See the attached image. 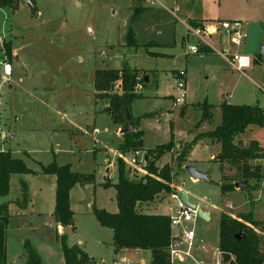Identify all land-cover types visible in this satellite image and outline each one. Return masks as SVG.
Masks as SVG:
<instances>
[{
    "label": "rangeland",
    "instance_id": "374dc122",
    "mask_svg": "<svg viewBox=\"0 0 264 264\" xmlns=\"http://www.w3.org/2000/svg\"><path fill=\"white\" fill-rule=\"evenodd\" d=\"M141 1L145 8L136 21L131 17L137 0H32L15 7H0V46L2 41L10 42L15 50L10 60L11 76L6 79L0 75V151L9 150L33 171L12 176L9 200L20 195L19 181L24 180L29 202L24 210L12 202L8 205V264H23L25 241L38 252L42 264H64L59 240L62 232L48 213L54 175L41 172V167L51 162L69 164L72 171L94 175L93 182L77 183L70 190L75 228L63 230L67 244H78L90 257L83 264L150 262V251L146 249L114 253L111 229L101 226L92 212V206L108 211L115 203L114 189L102 183L117 181L116 158L120 155L115 150L116 125L106 107L107 99L94 92V71L117 69L123 64L140 69L148 78L144 86L136 87L141 96L130 107L133 117L154 114L141 120L143 145L167 142L173 120L172 136L181 144L175 145L173 140L175 150L163 161L170 162L172 184L178 191H184L195 207L209 213L207 218L196 215L188 224L194 239L185 263L219 262L221 213L233 217L245 213L251 227L264 239V179L257 184L250 181V186L240 191L222 192L221 163L215 160L219 145L201 140L191 146L181 167L174 160L182 146L194 139L195 128L203 122H199L201 103L211 105L209 129L221 121L219 106L223 102L264 106V0H159L163 5ZM175 7L180 9L178 16L183 20L193 16L242 20L247 37L238 50L251 58L252 66L239 71L215 53L186 55L184 25L169 12ZM130 27L134 46L126 45ZM181 69L186 70V108H182L184 103L171 105L178 95L175 76ZM113 91L121 92L119 81ZM166 112L170 115L164 117ZM94 129L98 131L94 133ZM257 131L244 133L262 141L264 128ZM132 156L131 151L122 154L126 165ZM257 159L264 165V155ZM187 165L208 173V180L192 179L185 170ZM222 166L224 173H236L234 166ZM132 173L130 170L129 175ZM177 201L171 194L161 192L150 203L157 212H168L167 207ZM30 209L40 212L32 214ZM173 230L178 233L181 227ZM172 264L184 263L177 260Z\"/></svg>",
    "mask_w": 264,
    "mask_h": 264
},
{
    "label": "trees",
    "instance_id": "16d2710c",
    "mask_svg": "<svg viewBox=\"0 0 264 264\" xmlns=\"http://www.w3.org/2000/svg\"><path fill=\"white\" fill-rule=\"evenodd\" d=\"M32 2V0H31ZM141 0H137L134 6L131 21L139 18L143 9ZM19 0H0V7L18 5ZM126 45H136L131 27L126 34ZM202 52H210L209 49L200 48ZM12 58L10 42L3 41L0 47V59L10 61ZM145 74L136 67L123 64L117 69H96L94 71L93 86L97 96L99 93L108 102V111L115 125L124 127L126 116L129 117L131 130L123 132L117 144L119 156L116 158L117 181L115 183L104 182V187L112 186L115 190L116 212H109L103 208L92 206V212L98 223L112 231V244L114 252L122 249H146L150 251L148 264H172L169 257V246L172 241L170 216L167 214H147L137 210L140 202L152 201L159 193L166 192L177 194L172 187L174 175L172 166L164 163L159 166L156 162L165 154L170 153L174 147L172 128L170 124V139L166 143L157 144L145 149L147 163L145 173L138 175L133 172L129 175V167L125 164L122 154L134 150H143V132L137 129L141 118L133 117L130 112L131 103L141 95L136 87L144 83ZM119 81L121 92H114L115 82ZM200 121L212 119L211 105L207 102L200 104ZM221 121L212 130L200 132L191 142H186L175 156V162L181 167L185 161L191 146L195 141L206 138L220 144L218 161L221 162L222 176L219 180L222 192L234 189L236 182L254 181L257 184L264 179V165L252 163L253 159L264 155V143L260 146L252 140L247 146H240L234 142L237 135L243 133L250 126H263L264 107L258 104H220ZM226 162L236 168V173L228 175L224 173ZM44 174H52L55 177L54 207L52 215L56 223L62 227L74 226V213L70 208L69 193L77 183L85 184L93 182L91 173H78L70 169L69 164L58 165L51 162L41 167ZM33 171L26 166L21 158L14 157L9 150L0 151V198H7L12 189V176L14 174H28ZM255 187V185H254ZM19 196L11 200L0 201V264H7L5 236L8 222L11 216L8 205L12 202L18 209L24 210L28 206V186L24 180L19 181ZM247 215H238L237 218L227 213H221L218 228V248L222 261L233 257L234 264H264V239L261 240L258 233L251 225ZM60 246L64 264H83L90 261L87 253L78 245H68L66 234L59 235ZM26 257L23 264H42L38 252L27 242H24Z\"/></svg>",
    "mask_w": 264,
    "mask_h": 264
},
{
    "label": "built area",
    "instance_id": "2783aa9c",
    "mask_svg": "<svg viewBox=\"0 0 264 264\" xmlns=\"http://www.w3.org/2000/svg\"><path fill=\"white\" fill-rule=\"evenodd\" d=\"M150 5L156 3L161 4L158 0H147ZM178 7H175L169 12L178 19ZM185 40H184V50L186 55H194L202 53L200 49H209L211 53L218 54L224 57L230 62V64L239 71H244L251 66V58L241 53L238 50V45L245 41L247 33L245 31L244 23L240 19H220V20H210L204 21L201 25L192 26L185 24ZM236 46V48H234ZM0 65L2 67L3 78L8 79L11 75V65L10 63L2 59L0 60ZM176 89L178 95L174 98L173 105L182 104L184 102L185 93V71L179 70L176 76ZM94 133L98 130L94 129ZM133 156L129 163H127L129 169L132 172H142L145 173V165L147 159L144 150H134L132 151ZM124 160V159H123ZM177 194H171V198L176 199ZM196 207H190L179 202L178 209L175 213L170 216V226L171 230L179 226L181 231L179 235H176L177 240L173 239L169 246V257L171 263L174 261H182L185 258L190 257L189 248L191 247L192 240L194 239L193 228H189L188 224L191 223L196 216ZM181 244H186V249L181 248ZM219 262L216 264H234L232 263L233 257L231 256L229 260L223 262L221 258V253L219 251ZM113 264H120L119 262H114Z\"/></svg>",
    "mask_w": 264,
    "mask_h": 264
},
{
    "label": "crops",
    "instance_id": "0c3cea01",
    "mask_svg": "<svg viewBox=\"0 0 264 264\" xmlns=\"http://www.w3.org/2000/svg\"><path fill=\"white\" fill-rule=\"evenodd\" d=\"M31 1V0H30ZM159 1V0H158ZM160 2V1H159ZM141 4L143 3V1H141L140 2ZM161 3V2H160ZM20 4V3H19ZM161 5H163L162 3H161ZM165 7V6H164ZM143 8H145V5H144V7ZM166 8V7H165ZM173 9V8H172ZM169 10H171V9H169ZM179 11H180V9H179ZM177 15H178V13H177ZM178 18H179V20L178 19H175V20H177V21H179L180 23H182L183 25H184V30H185V24H189V25H192V26H197V25H201V23L202 22H204V21H210V20H220V19H227V18H210L209 16H206V17H198V16H193V17H190V18H188L187 20H183L182 18H180L179 16H178ZM234 19V18H233ZM185 35V34H184ZM184 35H183V37H182V41H183V45H184V40H185V37H184ZM3 42V41H2ZM1 46H2V43H1ZM0 46V47H1ZM11 53H12V56L15 54V50L14 49H11ZM207 53H211V52H207ZM198 54H206V52H202V53H198ZM194 55H197V54H194ZM0 60H2V59H0ZM9 63H11L10 61H8ZM12 65V64H11ZM251 66H252V64H251ZM181 70H184L185 71V73H186V70L185 69H181ZM177 73H178V71H177ZM176 73V74H177ZM11 74H12V67H11ZM0 75L2 76V77H4L3 76V72H2V67H1V65H0ZM11 76V75H10ZM9 76V77H10ZM177 76V75H176ZM175 76V77H176ZM8 77V78H9ZM145 77H146V80H145ZM144 77V81H147L148 82V78H147V76H145ZM185 79H186V77H185ZM186 81V80H185ZM142 86H144V83L142 84V85H138L137 87H139V88H141ZM185 87H186V83H185ZM136 91H137V93H139V89L138 88H136ZM140 94V93H139ZM173 101H174V97H173ZM173 101H172V106H173ZM184 102H185V99H184ZM183 102V103H184ZM132 104V103H131ZM106 107H108V102H107V105H106ZM185 107V103H184V105H183V107L182 108H184ZM261 107H264V106H261ZM186 108V107H185ZM170 109V108H169ZM168 111H172V108L170 109V110H168ZM180 112H181V108H180ZM155 113H158V112H155ZM172 113V112H171ZM146 115V114H145ZM158 115V114H157ZM168 115H170V112H166V113H163V116L164 117H167ZM154 116V114H152L151 112L149 113V114H147V117L145 116V119L146 118H152ZM143 118H141L140 119V121H139V123H138V125H137V129L138 130H141L142 132H143V130H142V128H141V120H142ZM170 121V120H169ZM211 121V120H210ZM210 121H203L202 123H200V125L197 127V128H195V132H197V134L198 133H200V132H204V131H208V130H212V129H214L216 126H214V128H211V129H209V128H207V124H209L210 125ZM171 122L173 123H169V125L171 124V127L172 126H174V122H173V120H171ZM260 128H264V124H263V126H250V127H248L244 132H248V130H249V132H250V134L252 133V132H255V134H256V132H258L257 131V129H260ZM121 127L119 126V125H116V129H115V132H114V134H115V136L117 137V144H118V142H119V140L121 139V135H122V132H121ZM173 129V128H172ZM256 130V131H255ZM169 132H170V128H169ZM241 133V134H239V135H237L236 136V138L234 139V142L236 143V144H238V145H240V146H247L248 145V143L250 142V141H252V140H254V141H256V142H258L259 143V145L261 146L263 143H264V139H262V141L261 140H258L257 138H254V137H252V138H248V135L249 134H247V133ZM248 132V133H249ZM142 139H143V135H142ZM169 139H170V135H169ZM144 140V139H143ZM174 140V139H173ZM204 141V142H206V143H210V144H215V145H219V150L217 151V153L215 154V160H217L218 161V154H219V152H220V144L219 143H215V142H212V141H210L209 139H206V138H202V139H199V141ZM169 141V140H168ZM167 141V142H168ZM174 142H175V145H178V144H181V143H179L178 141H176V140H174ZM164 143H166V142H164ZM157 144H161V143H156L155 145H157ZM154 145V146H155ZM182 145H183V143H182ZM154 146H152V147H154ZM179 146V145H178ZM152 147H147V146H144L143 145V150L145 151V149H148V148H152ZM115 150H117V146H116V148H115ZM173 150H175V147H173L172 148V150H171V152H173ZM118 151V150H117ZM170 152V153H171ZM170 153H167V154H165L164 156H162L156 163L159 165V163H170L169 161L167 162V161H163L164 160V158L167 156L168 158L170 157ZM217 155V156H216ZM186 159V158H185ZM219 162V161H218ZM252 163H254V164H256V163H259L258 162V159L256 158V159H253L252 161H251ZM219 163H221V162H219ZM224 163H226V162H224ZM262 163H264V161H262ZM108 178V177H107ZM194 180H196V179H194ZM109 180H106L105 182H108ZM237 183V182H236ZM103 184V183H102ZM54 185H55V177H54V179L52 180V187H53V194H52V197H51V199L49 200L48 199V201H49V203L51 202V205H52V207H51V209H50V211L48 212L49 214H51L52 215V211H53V207H54V191H55V187H54ZM249 185H250V182H249ZM171 186L172 187H175V189H176V191H178V188L176 187V186H174L173 184H171ZM112 187V186H111ZM246 187V186H245ZM245 187H242V188H236L235 186H234V189L233 190H231V192H236V191H240V189H246ZM113 188V187H112ZM114 189V188H113ZM70 194V193H69ZM187 195V198H188V194H186ZM114 196H115V190H114ZM4 199H10V196H8V198H4ZM3 198H0V201L1 200H4ZM154 200V199H153ZM69 201H70V199H69ZM188 201H189V198H188ZM150 202H152V201H148V202H140V203H138L137 204V206H136V208H137V210L138 211H140V212H142V213H147V214H157V213H160V214H166L167 213V215H171V214H173V213H175V211L178 209V204H179V201H177V203L175 204V205H172V206H169V207H167V211L168 212H157L156 211V208H152L151 206V203ZM190 202V201H189ZM191 203V202H190ZM12 204V203H11ZM111 208L108 210V211H112V212H116L117 211V206H116V201H115V203L114 204H112V206H110ZM71 208V207H70ZM152 209H154V210H152ZM9 210H10V207H9ZM73 211V210H72ZM30 212L32 213V214H36V213H39L40 212V210H33L32 211V209H30ZM207 212V217L209 216V213H208V211H206ZM239 212H242V211H239ZM20 214H23V213H20ZM227 214H229V215H231L232 217H233V214H230V213H227ZM242 214H245V213H242ZM242 214H237L236 215V217L235 218H237L238 217V215H242ZM253 214H255V213H253ZM53 216V215H52ZM263 216V215H262ZM264 217V216H263ZM54 218V217H53ZM9 223V222H8ZM57 224V223H56ZM248 225H250V223H247ZM57 226H58V230L60 231V232H62L63 233V230L65 229V227H62V226H60V225H58L57 224ZM66 229H69V227H66ZM179 233L180 232H174V230L172 229V236H173V239H175L176 238V235L178 234L179 235ZM178 239V237L175 239V240H177ZM111 240H112V233H111ZM114 248V247H113ZM181 248L182 249H186V244H181ZM135 250V252H138L137 250L138 249H134ZM86 252V251H85ZM124 253V254H127L126 253V251H125V249H122V250H120V251H118V252H116V253ZM115 253V252H114ZM218 253H219V251H218ZM219 258H220V255H219ZM64 260V259H63ZM189 261V258H185L184 260H182V261H180V262H182V263H184V264H186L185 262H188ZM23 263H24V259H23ZM7 264H8V262H7Z\"/></svg>",
    "mask_w": 264,
    "mask_h": 264
},
{
    "label": "water",
    "instance_id": "95a60500",
    "mask_svg": "<svg viewBox=\"0 0 264 264\" xmlns=\"http://www.w3.org/2000/svg\"><path fill=\"white\" fill-rule=\"evenodd\" d=\"M30 2H31L30 0H19L20 4H25V3H30ZM261 52L264 53L263 49H261ZM145 80H146V77H145ZM131 128L132 127L129 123V117L126 116L125 124H124V127L121 129V132L122 133L128 132L131 130ZM185 170L187 171V173L192 179L208 180V173L198 171L194 166L187 165L185 166ZM246 185H247V181L237 182L234 184L236 188H242V187H245ZM176 197H177L176 199L182 204L190 206V207H195L192 203L188 201L187 195L184 191H178ZM196 214L200 217L207 218V212L201 210L199 207L198 208L196 207Z\"/></svg>",
    "mask_w": 264,
    "mask_h": 264
}]
</instances>
